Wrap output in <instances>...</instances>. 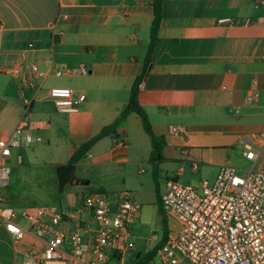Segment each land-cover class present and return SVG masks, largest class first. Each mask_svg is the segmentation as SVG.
Instances as JSON below:
<instances>
[{
    "label": "crops",
    "instance_id": "crops-1",
    "mask_svg": "<svg viewBox=\"0 0 264 264\" xmlns=\"http://www.w3.org/2000/svg\"><path fill=\"white\" fill-rule=\"evenodd\" d=\"M153 20L151 0H0V136L18 125L31 131L33 126L48 138L53 156L45 165L50 173L55 165L68 163L128 104L143 71ZM160 36L162 50L140 86L139 98L155 134L166 140L165 160L159 164L166 173L159 183L160 197L182 166L175 179L198 175L196 188L204 181L214 185L223 166H264L262 160H247L243 147L246 141L261 142L264 133V0H167ZM33 65L39 74L32 72ZM80 66L87 73L68 71ZM57 69L67 71L59 76ZM80 95H85L82 102ZM58 99L76 101L78 111H57ZM174 126L186 133L173 134ZM135 128L145 134L135 133ZM34 149L38 156L42 149ZM151 152V139L132 113L117 135L100 140L77 164L82 184L60 193L51 173L54 184L48 183V192L54 202L64 203L62 210L71 218L88 221L89 212L78 215L83 196L100 192L115 198L130 192L133 167L140 173ZM192 162L199 163L196 171ZM80 165L101 174L98 183H92L90 174L78 175ZM0 196L4 204L10 203L12 194L0 191ZM156 209L162 225L158 200ZM145 214L142 207L138 227ZM165 218L169 239L181 225ZM20 223L28 232L15 243L0 221V264H24V253H42L46 247L44 230L29 231L25 220Z\"/></svg>",
    "mask_w": 264,
    "mask_h": 264
},
{
    "label": "built area",
    "instance_id": "built-area-1",
    "mask_svg": "<svg viewBox=\"0 0 264 264\" xmlns=\"http://www.w3.org/2000/svg\"><path fill=\"white\" fill-rule=\"evenodd\" d=\"M31 70L40 73L37 65ZM65 71L57 69L56 75ZM68 71L87 73L83 66ZM84 100L85 95H80L79 101ZM55 107L63 113L78 111L77 102L72 99H58ZM171 132L186 133L181 126L172 127ZM259 140L243 143L247 160L264 161V133ZM40 141L28 125H18L9 135L0 136V189L10 181L13 149ZM198 165L192 162V169L196 171ZM183 168L175 178L183 173ZM175 178L168 180L160 198L165 214L181 225L160 251L168 264H264V166L243 170L223 166L214 185L204 181L201 191ZM141 208L129 192L115 198L91 193L83 196L78 210V215L89 212L90 220L81 221L56 206L18 209L4 204L0 196V221L15 243L28 232L21 219L27 222L29 231L42 229L48 235L44 251L24 253V264H115L135 247L133 230ZM72 224L74 228H69Z\"/></svg>",
    "mask_w": 264,
    "mask_h": 264
},
{
    "label": "rangeland",
    "instance_id": "rangeland-1",
    "mask_svg": "<svg viewBox=\"0 0 264 264\" xmlns=\"http://www.w3.org/2000/svg\"><path fill=\"white\" fill-rule=\"evenodd\" d=\"M134 130L136 131L135 133L141 131L145 134L141 128H135ZM32 134L36 138L40 137L42 141L35 142L31 146L22 145L13 149L9 161V164L11 165L9 187L1 188L0 191L12 194L10 203L6 205L19 209L56 205L62 210V208H65L63 207L64 203H62L63 206H61L59 202H54V198L48 192V190H52L50 185H52V183L54 184V179L52 180L53 172H51V174L49 167L45 165L47 159H50L53 156V153H51L46 146L48 138L45 133L37 132L33 126ZM36 147L42 149L38 156L34 149ZM19 156L22 158L21 165L17 164ZM246 167H249V165L244 166V168ZM154 168L152 162L145 161L139 168L141 172L139 173L138 167L135 165L131 171V176L128 178V184L131 187L129 192L130 195L138 200L145 211H147V214H145L141 226L138 227L137 223L134 226L136 228V230L135 228L133 230V242L135 247L126 252L121 261H117L115 264H141L140 262L145 261L148 255L145 251H152L155 249L164 238L163 224L161 225L159 222L160 215L156 208L158 192L160 193L159 183L162 184L166 173L159 169V176L155 178L153 171ZM94 171L95 170L92 167L80 165L77 173L80 176L90 174L92 176V183L95 185L101 179V174H94ZM48 173L50 175L47 180ZM41 174H44V182ZM199 177L200 176L195 174H191L190 176L187 174L181 178L180 182L198 186L200 181ZM117 182L120 183L119 180H117ZM48 183L50 185H48ZM199 191H201V188H199ZM58 196L61 197L62 194H59ZM107 196L111 198V196ZM177 228L179 229L178 225ZM63 249H66V247ZM144 264H168V260L165 257V254L161 252L153 261Z\"/></svg>",
    "mask_w": 264,
    "mask_h": 264
},
{
    "label": "trees",
    "instance_id": "trees-1",
    "mask_svg": "<svg viewBox=\"0 0 264 264\" xmlns=\"http://www.w3.org/2000/svg\"><path fill=\"white\" fill-rule=\"evenodd\" d=\"M165 1L167 0H151V5L153 6L154 9V20L151 27V39L144 60L143 71L141 75L136 79V82L134 83L131 90L130 100L128 104H126L122 109L120 116L112 124L106 126L97 136L93 137L89 141L82 144L73 154V156L71 157L68 163L57 164L53 168L54 171L53 173L56 175L58 180V190L60 193H63L66 187L74 185V181L75 179H77L76 177L77 164L87 158V155L100 140L108 136L117 135L118 127L132 113H136L140 117L143 128L146 134L151 139L152 152L149 161L154 164L155 178L159 176V164L165 160L163 155V150L166 145V140L163 136H158L155 134L152 124L148 118V115L140 104L139 98L141 93L140 86L145 79L147 71L150 65H152L156 61L163 47V40L160 36V30L163 21V5ZM160 198H161L160 193L158 192V203L160 207V212L163 215L162 224L164 230V238L155 249H153L148 253L145 261L140 262L141 264L149 263L153 261L168 241V235H169L168 221L165 218L166 214L163 210Z\"/></svg>",
    "mask_w": 264,
    "mask_h": 264
},
{
    "label": "water",
    "instance_id": "water-1",
    "mask_svg": "<svg viewBox=\"0 0 264 264\" xmlns=\"http://www.w3.org/2000/svg\"><path fill=\"white\" fill-rule=\"evenodd\" d=\"M151 68H152V65H150V67H149V69H148V71H147V76H148V74L150 73V70H151ZM74 183L76 184V183H83V180H79L78 178L77 179H75V181H74ZM86 184H88L89 182L88 181H86L85 182Z\"/></svg>",
    "mask_w": 264,
    "mask_h": 264
}]
</instances>
